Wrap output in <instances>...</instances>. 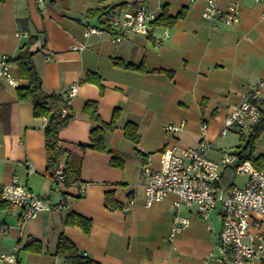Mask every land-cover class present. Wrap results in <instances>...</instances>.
I'll return each mask as SVG.
<instances>
[{"label": "crops", "instance_id": "obj_1", "mask_svg": "<svg viewBox=\"0 0 264 264\" xmlns=\"http://www.w3.org/2000/svg\"><path fill=\"white\" fill-rule=\"evenodd\" d=\"M139 4H146L157 19L164 12L171 18L181 17L168 26L155 22L148 35L126 34L114 42L106 15H121ZM230 5L238 9L239 21L227 26L222 17L212 21L202 17L205 0L0 3V54L13 60L22 45L34 37L30 51L42 90L63 94L77 86L71 102L72 118L59 132L61 141L72 150L89 145L96 124L82 114L87 102L96 104L105 124L118 114L116 129L105 134L106 152L90 148L83 152L81 183L85 189L81 193L78 186L65 188L49 177L44 119L34 117L32 104L18 102L16 89L0 80V189L16 178L50 204L65 193L68 204V209L40 212L28 220L18 207L1 208L0 225H5L7 232L0 233V256L17 248L12 264H63L54 254L62 234L98 264H221L216 260L219 211H211L205 221L194 209H182L181 215L190 219V225L175 236L174 247H170L166 238L175 197L146 208L142 166L150 155L152 168L158 169L159 152L166 145L177 144L180 149L197 146L201 123L207 124L206 140L211 144L207 157L219 162L227 153L217 142L226 137H220L219 131L230 106L240 103L259 82L263 87L258 102L264 105V20L260 18L264 3L217 0L222 12ZM88 11L94 14L85 16ZM89 28L99 33L87 35ZM18 31L27 35L18 36ZM164 31L169 37L157 47L155 40ZM10 68L18 79L17 67L10 64ZM88 75L97 82H85ZM181 121L185 124L177 134L165 132V124ZM126 124L136 126L137 144L124 137ZM253 145L252 155L259 158L264 170V132ZM111 157L122 165L113 166ZM242 178L241 184L234 180L233 184L242 186L246 180ZM107 194L118 208L106 204ZM129 204L130 210L125 211ZM69 213L91 222L87 234L65 224ZM31 241L41 245L40 253L25 249Z\"/></svg>", "mask_w": 264, "mask_h": 264}, {"label": "built area", "instance_id": "obj_2", "mask_svg": "<svg viewBox=\"0 0 264 264\" xmlns=\"http://www.w3.org/2000/svg\"><path fill=\"white\" fill-rule=\"evenodd\" d=\"M255 1L264 3V0ZM202 17L208 21L222 17L224 24L229 26L238 23L239 12L234 5L222 12L217 6V0H205ZM156 18L146 4H139L133 11L121 15H112L109 29L113 41L120 42L126 34L148 35ZM260 18L264 20V9ZM213 28L217 29V26L213 25ZM94 33H99V30H86L87 35ZM17 35L27 34L18 31ZM168 37V32L164 31L155 40V45L159 47ZM0 80L14 89L20 86V81L11 72L10 59L4 54H0ZM262 87L263 84L259 82L240 103L230 106L219 131L220 137H225L233 130L248 131L258 122L261 116L258 100ZM76 93V85L65 92L61 118L72 113L71 102ZM184 124V121L179 124L167 123L163 128L167 133L177 134ZM206 133L207 124L201 123V140L197 146L180 149L177 144L166 145L159 152L158 169L151 166L152 156L147 157L142 166L146 177L144 206L149 208L171 195L175 197L172 202L173 221L166 238L172 248L175 236L190 225V219L181 215L182 209H194L205 221L211 211L218 210L221 231L216 260L221 264H264V170H258L249 160L237 164L235 153H223L219 162L210 160L207 154L211 144L206 140ZM235 164V175L245 177V183L242 186L220 187L222 170ZM62 168L63 164H60L55 173V179L60 184ZM78 188L83 193L85 186L80 184ZM0 199L22 209L24 220L35 218L40 212L68 209L66 195L60 194L58 201L50 204L19 184L16 178L1 188ZM130 208L129 204L124 210L129 211ZM208 230H212L211 226H208ZM6 232L7 227L0 225V233ZM16 250L1 255L0 262L14 263Z\"/></svg>", "mask_w": 264, "mask_h": 264}, {"label": "trees", "instance_id": "obj_3", "mask_svg": "<svg viewBox=\"0 0 264 264\" xmlns=\"http://www.w3.org/2000/svg\"><path fill=\"white\" fill-rule=\"evenodd\" d=\"M7 0H0V3H5ZM94 14L93 11H88L85 16ZM107 14V13H106ZM113 13L108 12L106 21L109 24ZM181 17V15L179 16ZM177 17V18H179ZM177 18L169 17L165 12L156 18L155 22L158 26H168L174 23ZM154 22V23H155ZM35 41L34 37H30L19 49L18 55L15 59L10 60V64H14L18 69V79L25 82V85H20L16 88L18 102L31 103L33 106V115L36 118L46 119L45 125V148H46V162L49 177L56 183L60 184L55 179V173L60 164H63L61 170V185L65 188L77 187L81 183V171L83 152L86 148H90L97 152H106L105 134L113 132L116 129V121L118 114L116 113L113 120L109 124L103 123L98 114L96 104L87 102L82 109V114L89 120L94 122V126L90 132V143L88 146H72L64 143L59 138V132L65 128L72 118V113L65 118H61L60 113L65 105V93L63 94H48L42 90L41 79L36 72L32 61L33 52L30 51ZM85 82H94L97 80L93 75H88ZM261 116L258 122L247 131L244 135L242 130H237L240 135L239 140L243 143L235 151L237 164L245 160H249L255 168L262 170L263 166L259 158H254L252 151L254 148V141L264 132V105L259 104ZM52 118L49 120V117ZM124 137L130 142L137 144L139 142V135L137 128L133 124H126L124 129ZM113 166H121V161L116 157H111ZM235 165L226 167L221 172L220 187L228 188L233 184L235 178ZM1 194V189H0ZM65 196V193H60ZM106 204L111 208H118V205L113 201L112 195H106ZM9 206L0 199V209ZM65 224L69 226L79 227L85 234H87L91 227V222L80 216L69 213L66 217ZM25 249L30 252L40 253L42 251L41 245L35 241L26 245ZM55 256L59 257L63 264H98L97 262L82 255L78 249L69 242L62 234L58 236L57 245L54 252Z\"/></svg>", "mask_w": 264, "mask_h": 264}, {"label": "rangeland", "instance_id": "obj_4", "mask_svg": "<svg viewBox=\"0 0 264 264\" xmlns=\"http://www.w3.org/2000/svg\"><path fill=\"white\" fill-rule=\"evenodd\" d=\"M243 134L246 135L247 131H243ZM240 135L236 132V131H231L229 132L225 138L218 139L217 142V146L219 148L224 149L225 152L227 153H235L236 151V147L243 144L240 140H239ZM243 178L242 177H237L234 179V181L236 182V184H241L243 182Z\"/></svg>", "mask_w": 264, "mask_h": 264}, {"label": "water", "instance_id": "obj_5", "mask_svg": "<svg viewBox=\"0 0 264 264\" xmlns=\"http://www.w3.org/2000/svg\"><path fill=\"white\" fill-rule=\"evenodd\" d=\"M52 118V115L49 117V120Z\"/></svg>", "mask_w": 264, "mask_h": 264}]
</instances>
